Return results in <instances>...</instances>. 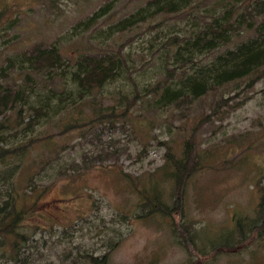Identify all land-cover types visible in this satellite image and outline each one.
Listing matches in <instances>:
<instances>
[{
    "label": "rangeland",
    "instance_id": "374dc122",
    "mask_svg": "<svg viewBox=\"0 0 264 264\" xmlns=\"http://www.w3.org/2000/svg\"><path fill=\"white\" fill-rule=\"evenodd\" d=\"M105 1L0 0V68L8 56L35 43L49 44L58 37L61 52L73 60L80 52L117 49L119 45L124 46L127 59L120 75L105 84L95 105L87 101L69 110L72 117L73 111L79 110L82 122L90 117L93 122L85 121L60 135L54 129L56 122L48 123L45 131L40 126L43 119L34 125L39 138L46 140L54 135V148L63 160L74 159L82 162V167L74 177L45 181L37 200H20L19 205L28 209L25 223L31 224V229L27 233L35 232L24 264H88L78 254L104 252L108 238L117 241L110 251L109 264H264V237L245 248L217 255L209 252L212 247H223L235 215L253 211L258 199L256 186L264 185V80L244 92L246 81L238 87L228 84L196 101L191 109L155 111L138 101L123 117L97 121L101 114L123 110L121 97L134 94L131 78L138 88L156 82L155 50H159L172 24L187 27L185 18L160 14L117 33L101 46L92 31L72 38L65 34ZM145 1L122 0L111 12L110 21ZM209 3L200 0L195 10ZM104 21V17L98 21L100 29H105ZM221 96L227 101L217 104ZM189 135L195 136L202 166L186 183L183 220L196 224L193 249L199 254L188 252L193 249L176 242L169 218H138L133 214L140 200L136 187L148 186L150 176L159 178L163 198L172 203V183L161 182L160 168L167 160V148L178 153ZM21 137L18 134V139ZM44 141L28 158L43 151ZM95 156L98 159H93ZM34 168L26 165L16 177L17 184H23ZM27 193L30 196L29 190ZM0 264L6 263L1 260Z\"/></svg>",
    "mask_w": 264,
    "mask_h": 264
},
{
    "label": "trees",
    "instance_id": "16d2710c",
    "mask_svg": "<svg viewBox=\"0 0 264 264\" xmlns=\"http://www.w3.org/2000/svg\"><path fill=\"white\" fill-rule=\"evenodd\" d=\"M198 1L146 0L127 15L110 21L111 12L122 0H107L69 28L65 34L71 38L92 31V37L100 40L101 46L117 33L160 14L185 18L187 22L184 29L172 24L159 50H155L153 60L158 68L155 76H159L156 82L138 88L131 78L134 94L120 95L119 105L124 106L123 110L117 114H101L97 121L123 117L138 101L155 111L191 109L196 101H203L207 94L228 84L238 87L246 81L244 92L264 80V0H209L207 7L197 12ZM103 17L105 29H100L97 23ZM60 47L59 37L49 44L35 43L8 56L0 68V261L6 264H24L35 233H27L31 229V224L25 223L28 209L19 205L20 200L32 197L37 200L44 191L45 181L54 182L81 172L82 162L63 160L54 148L57 145L54 135L50 134L46 140L39 138L34 125L43 119L40 126L45 131L48 123L56 122L54 129L60 135L82 126L85 121L93 122L91 117L82 122L79 110L73 111V117L69 110H76L79 103L87 101L95 105L105 84L114 81L127 63L123 45L117 49L80 52L74 60L65 56ZM226 101L221 96L217 104ZM207 117L208 114L203 116L202 121ZM18 134L22 135L20 139ZM41 141H44L43 151L28 158ZM166 153L160 178L162 183H172V203L163 198L159 178L150 176L148 186L136 187L140 200L133 214L138 218L155 215L169 218L176 242L193 249L196 224L183 220L184 194L187 181L202 166V156L194 135L184 138L178 153L170 147ZM26 165H35V170L20 183L25 186L20 187L16 177ZM256 189L258 199L253 211L235 215L232 230L222 241L223 247H212L210 253L214 251L217 255L245 248L264 237V185L257 184ZM106 245L102 253L84 252L78 257L88 264H109L110 251L117 241L108 238ZM188 252L199 254L194 249Z\"/></svg>",
    "mask_w": 264,
    "mask_h": 264
}]
</instances>
